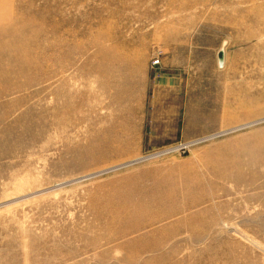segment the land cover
Returning <instances> with one entry per match:
<instances>
[{"label": "rangeland", "instance_id": "374dc122", "mask_svg": "<svg viewBox=\"0 0 264 264\" xmlns=\"http://www.w3.org/2000/svg\"><path fill=\"white\" fill-rule=\"evenodd\" d=\"M0 264H264V0H0Z\"/></svg>", "mask_w": 264, "mask_h": 264}, {"label": "crops", "instance_id": "0c3cea01", "mask_svg": "<svg viewBox=\"0 0 264 264\" xmlns=\"http://www.w3.org/2000/svg\"><path fill=\"white\" fill-rule=\"evenodd\" d=\"M153 71L146 75L144 80V92H142V99L152 101L153 103H174L180 102V93L185 87V78L181 71L176 69L151 68ZM177 106V105H176ZM173 125L172 134L163 136H154L150 141H174L178 138L179 129V115L170 123Z\"/></svg>", "mask_w": 264, "mask_h": 264}, {"label": "built area", "instance_id": "2783aa9c", "mask_svg": "<svg viewBox=\"0 0 264 264\" xmlns=\"http://www.w3.org/2000/svg\"><path fill=\"white\" fill-rule=\"evenodd\" d=\"M160 65V61L159 60H154L151 64L152 68H156Z\"/></svg>", "mask_w": 264, "mask_h": 264}, {"label": "bare ground", "instance_id": "6f19581e", "mask_svg": "<svg viewBox=\"0 0 264 264\" xmlns=\"http://www.w3.org/2000/svg\"><path fill=\"white\" fill-rule=\"evenodd\" d=\"M222 62H223V53L221 52L220 53V64H222Z\"/></svg>", "mask_w": 264, "mask_h": 264}]
</instances>
